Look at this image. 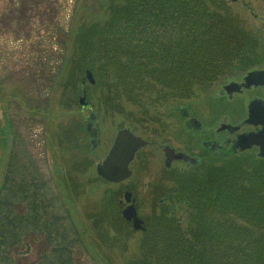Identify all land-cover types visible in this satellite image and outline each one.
<instances>
[{"label":"trees","instance_id":"trees-1","mask_svg":"<svg viewBox=\"0 0 264 264\" xmlns=\"http://www.w3.org/2000/svg\"><path fill=\"white\" fill-rule=\"evenodd\" d=\"M218 1L223 2L123 0L113 3L110 20L102 25L99 20L91 24L82 22L73 34L71 44L75 52L66 60L67 65L54 72L52 81L54 77L60 79L55 88L76 87L78 70L97 66L112 49L117 59L112 64L125 78L136 75L139 70L133 62L141 59L145 67L155 64L143 76L148 78L152 69L157 73L161 70L159 83L172 94L189 98L208 90L219 78L229 77L233 70L241 71L248 50L261 47V40L246 31L241 21L217 7ZM211 5L217 10H212ZM144 22L157 36L151 42L147 39L145 54L135 58L130 53V66H122L123 54L115 47L119 41L116 37L127 28L130 39L139 40L132 32L135 27H143ZM159 28L163 30L165 44L159 41L158 31L155 32ZM176 29L178 37L172 39L170 34ZM68 65H73L69 73ZM100 68L99 65L97 77ZM65 75L67 80L61 81ZM9 130L12 140L0 185V264H97L94 247L87 241L91 236L89 227L77 216V205L86 200L83 194L86 186H90L85 177V174L90 177L87 173L92 164L90 157L77 144L80 153L70 158L54 153L47 131L41 140L46 149L37 154L31 149L33 139L14 120L9 122ZM75 145L66 134L58 141L62 151L72 150ZM94 180L96 184L103 182L101 178ZM112 193L108 196L111 199ZM157 197L170 209L163 213V208L159 209L158 218L148 228L150 231L144 232L152 235L150 248H160L152 251L153 264H174L179 260L189 264H264V161L235 156L207 166L202 173L186 171L178 176L176 189L157 193ZM177 197L179 201L175 200ZM182 201L188 211L186 228L175 216L176 206ZM244 240L249 244L244 245ZM141 246L144 259L148 253L146 246ZM125 252L120 253L114 264H128L127 259H121ZM129 256L136 257L130 253Z\"/></svg>","mask_w":264,"mask_h":264},{"label":"rangeland","instance_id":"rangeland-1","mask_svg":"<svg viewBox=\"0 0 264 264\" xmlns=\"http://www.w3.org/2000/svg\"><path fill=\"white\" fill-rule=\"evenodd\" d=\"M122 1L0 0V185L12 140L9 132L11 120L15 121L25 135L28 134L30 139H33V142H30L31 149L37 154L46 149L45 144L41 142L45 131L48 132V140L54 153L60 152L70 158L73 154L80 153L75 145L77 144L81 147V152L87 153L92 163L87 170L90 177L85 174L90 186H86L83 194L86 200L77 205V216L87 228L89 227L87 231L91 232V236L89 234L87 241L94 247L96 263L114 264L120 259V253L126 251L122 253L121 259H127L128 264H142L140 261L153 264L155 254L153 255L152 251L160 248H150L153 245L152 235L148 233L147 236L142 231H135L133 225L124 218L125 192H131L136 198L140 217L148 229L158 218L159 209L163 208L162 213L169 211L167 203L159 202L161 199H158L157 193H167L170 188H177L178 176L182 173L179 170L181 164H176L172 170H166L163 151L157 146L149 145L139 152L133 163V177L124 183L111 184L103 180L96 184L93 179L100 178L96 166L108 154L118 131L126 128H131L148 142H155L161 147L170 144L179 149L186 145L188 149L199 152L201 140L183 131L176 116L179 115L178 108H187L198 119L215 118L216 123L222 122L223 118L230 119L231 115H205L208 107L214 102L211 98L221 89V84L230 81V76L219 78L217 86L212 85L202 93L184 98L172 94L159 83L162 78L161 70L157 73L152 69L148 78L143 76L146 69L150 70L155 66L154 62L145 67L144 60L142 62L141 59H136L133 65L140 71H136L138 75L133 73L123 77L124 73L116 71L115 64H112L117 59L111 49V53H105L97 66L88 65L82 71L78 70L76 87L57 90L55 87L60 79L54 77L52 81L54 72L65 66L66 60L74 55L75 49L71 43L80 24L99 21L100 25L106 23L110 20V8L113 3ZM217 7L226 9L233 18L241 21L243 28L255 34L261 40V47H264V0H223L218 1ZM211 9L217 10L214 5H211ZM147 22L149 23L148 19ZM146 23L144 22L143 27H135L132 32L134 38L141 40L132 41L127 28L116 37L119 41L115 47L123 54V59L117 56L121 59L122 66H130L129 54L135 58L141 56L148 48L147 39L151 42L153 37L157 36L149 30ZM157 31L161 37L159 41H164L165 44V39L162 38L163 30L159 28L155 32ZM176 31L177 29L172 30V39L178 37ZM67 41L69 43H66ZM127 42L132 48L125 44ZM99 65L101 68L97 77L96 70ZM71 69L73 65L69 66L67 73ZM87 70L93 73L94 84L89 80L84 82ZM232 73L242 76L240 70H233ZM135 76L137 80L134 79ZM123 79H126V82ZM66 80L65 75L61 81ZM84 92L87 96L85 106L80 104ZM221 102H218L217 107ZM220 105L218 111H230V104ZM93 113L96 115L99 131L98 146L95 149L87 130L90 115ZM65 134L75 145L72 150L62 151L58 148V141ZM227 160L230 158L215 163L221 164ZM206 168V165H200L187 171L202 173ZM111 191L118 193L116 195ZM111 193L114 196L112 199L108 197ZM177 199L178 197L175 198L176 201ZM186 208L182 201L178 202L175 210V216L182 221L185 228L189 221ZM102 212L103 216L99 217ZM119 218L124 220L123 223ZM243 244L248 245L249 241L244 240ZM141 245L146 246L148 253L144 259L141 257ZM129 253L135 254L136 257L129 256ZM172 263L189 264L180 260Z\"/></svg>","mask_w":264,"mask_h":264},{"label":"flooded vegetation","instance_id":"flooded-vegetation-1","mask_svg":"<svg viewBox=\"0 0 264 264\" xmlns=\"http://www.w3.org/2000/svg\"><path fill=\"white\" fill-rule=\"evenodd\" d=\"M241 71L242 76H235L231 73L230 81L221 84V89L211 98L214 102L205 113V115H231L230 119L223 118L222 122L216 123L215 118L198 119L187 108H178L179 115L176 116L182 124L183 131L201 140L199 152L188 149L186 145L178 149L170 144L161 147L155 142H149L146 147L153 145L163 151L166 170H172L176 164H181L179 170L185 173L200 165L209 166L218 160L229 159L240 154L264 161V47L248 50L247 55L244 56ZM218 84L219 81L216 80L212 85L217 86ZM219 101H222L219 105L230 104V111H218ZM166 147L173 148L176 154L185 153L195 158L197 163L195 164L191 159L177 158L176 154L171 152L167 157ZM141 150L137 152L130 165L132 170L133 163ZM166 159L169 165H166ZM125 204L126 207L129 205L126 202Z\"/></svg>","mask_w":264,"mask_h":264},{"label":"water","instance_id":"water-1","mask_svg":"<svg viewBox=\"0 0 264 264\" xmlns=\"http://www.w3.org/2000/svg\"><path fill=\"white\" fill-rule=\"evenodd\" d=\"M233 2L238 0H232ZM89 80L91 84L95 83L93 73L90 70L86 71V79L84 82ZM87 101L86 93L80 98V104L85 106ZM87 130L92 137L91 143L93 149L98 146V124L96 123V115L93 113L90 115V121L87 125ZM148 141L142 136L135 134L130 129L120 130L111 146L106 157L96 166V172L99 177L108 183L118 184L133 175V170L130 168L132 161L134 160L136 153L147 146ZM166 156H169V152L175 153L173 148L166 147ZM177 158L197 162L195 158H191L185 153H177ZM168 162V164H167ZM166 165H169L168 159H166ZM131 192L125 193V199L127 203H130L124 210L123 216L128 222L133 224L135 231H146L145 221L139 216L138 209L136 207V199L132 198Z\"/></svg>","mask_w":264,"mask_h":264}]
</instances>
